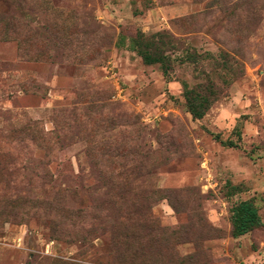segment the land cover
Returning <instances> with one entry per match:
<instances>
[{"label":"rangeland","instance_id":"obj_1","mask_svg":"<svg viewBox=\"0 0 264 264\" xmlns=\"http://www.w3.org/2000/svg\"><path fill=\"white\" fill-rule=\"evenodd\" d=\"M158 33L169 78L132 48ZM123 260L264 264V0H0V264Z\"/></svg>","mask_w":264,"mask_h":264},{"label":"trees","instance_id":"obj_2","mask_svg":"<svg viewBox=\"0 0 264 264\" xmlns=\"http://www.w3.org/2000/svg\"><path fill=\"white\" fill-rule=\"evenodd\" d=\"M133 50L142 58L146 65H159L163 74L169 78L174 59L172 53L179 51V41L165 33H158L151 36L144 34L138 35L132 43ZM182 63L199 64L203 61L216 62V56L211 53L198 54L197 52L184 51L179 58ZM222 63L219 67L229 72L234 71L231 61L228 60L226 53L221 54ZM211 87L187 88L184 92V98L189 113L196 120L203 119L212 105L216 101V92ZM225 145L237 147L234 142H228ZM239 189L238 187L236 188ZM101 191L98 189L97 192ZM232 234L234 237L244 236L262 225V218L259 209L253 201L246 200L235 204L231 215ZM132 263V262H131ZM119 264H128L125 260Z\"/></svg>","mask_w":264,"mask_h":264}]
</instances>
